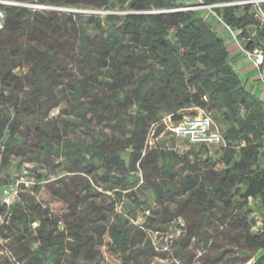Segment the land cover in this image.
I'll use <instances>...</instances> for the list:
<instances>
[{
    "label": "trees",
    "instance_id": "trees-1",
    "mask_svg": "<svg viewBox=\"0 0 264 264\" xmlns=\"http://www.w3.org/2000/svg\"><path fill=\"white\" fill-rule=\"evenodd\" d=\"M200 2L214 6L244 46L264 43L252 0ZM191 6L189 0H0V166L9 170L27 159L36 189L48 179L44 165L62 159L56 180L62 187L49 196L66 209L70 228L66 235L49 208L18 191L2 206L0 233L25 264H64L63 255L67 264L89 261L97 241L87 222L106 209L97 199L108 192L132 197L138 189L152 192L162 208L145 209L164 222L187 219L189 238L203 224L232 225L246 262L264 250V102L248 89L216 23ZM199 110L215 126V114L226 123L220 145L191 142L199 150L219 147L217 161L149 145L165 118L178 124ZM67 126L98 129L88 142L70 136ZM9 185L0 179V192ZM141 231L121 215L110 227L112 240L99 244L120 264H138L150 243L138 237Z\"/></svg>",
    "mask_w": 264,
    "mask_h": 264
},
{
    "label": "rangeland",
    "instance_id": "rangeland-1",
    "mask_svg": "<svg viewBox=\"0 0 264 264\" xmlns=\"http://www.w3.org/2000/svg\"><path fill=\"white\" fill-rule=\"evenodd\" d=\"M189 1L192 3V6L200 5L198 10H200L203 16L216 23L225 40H234L230 32L224 30L225 27L221 26L222 24L212 8L209 6H202L200 0ZM257 8L258 5L255 3L254 9ZM72 10L73 12L86 14L98 13L105 15L109 13L106 10L77 8H72ZM249 77L251 92L264 102V89L258 87L256 82L257 72H250ZM242 78L245 79L244 77ZM59 111L60 109H55L51 115L57 116ZM202 117L200 112H198L197 115L188 116L186 119L187 123L185 124L187 128L193 127L191 128V133H185L184 130L174 131L172 128L174 123L169 118L166 119L164 121L166 127L158 137L155 135V129L150 134L149 145L153 146L160 143L162 146L177 150L181 154L192 150L197 153L199 152L198 154L202 160L211 158L212 162L217 161L221 153L219 147L211 148L210 150H199L191 144V142H195L194 130L200 129L201 126L191 124L190 121ZM215 120L217 126L212 125L209 133H220V131L226 128V123L217 114H215ZM63 129H65V127H63ZM97 129L98 128L92 131L84 128L67 126L65 131L75 139L89 142L92 139V134L94 132L96 133ZM61 161L62 159H57L55 165H44V171L48 175V177H46L48 179L43 181L41 187L36 189L33 188V184H35L33 181L35 180L34 177L36 173L27 170V168L33 167L27 159L16 160L14 166L9 170L0 166V179L10 184L6 189L0 192V211L4 203L9 205L17 199L18 191L25 192L35 197L44 207L49 208L52 218L59 221L58 226L60 230H65V234L69 235L70 228L68 218L66 217V209L61 208L60 203L51 199L49 196V189H59L62 187V183L56 181L62 175V171L58 165ZM23 183H25V188L22 187ZM50 184L51 186H49ZM82 185L83 184H81L80 187H82ZM103 199L106 202V209L103 210L104 213L99 215L96 221L87 222V229L90 234L94 236L97 243L90 252L89 261L85 263L82 262L81 264H120V260L116 253L111 248L107 247V245H101L99 243L101 241L109 242L112 240L110 236V227L119 220L121 215L126 218L127 225L134 224L141 228L142 231L138 237L144 238V242H146L147 239L150 240L147 249L140 256L138 264H254L258 259L264 257V250H262L258 252L253 259L246 262L245 256L241 251V246L238 243L240 230L232 225L226 226L220 225L219 223H211L209 225L203 224L201 229L195 232L194 237L189 238L186 231L187 225L189 224L187 219L178 217L169 222H164L163 219L158 218L145 209L146 204H150L154 210L162 208L161 205L154 201L153 194L149 190L138 189L135 196H125L123 198H120L112 192H108V195L100 196L96 202L99 203ZM139 201H142L143 204L139 205ZM131 203L134 204V208L128 211V209H126V204ZM250 203L251 206L257 208V204L254 200H250ZM4 219V216L0 217L1 223H3ZM104 229L105 233H102ZM138 231L139 230H135V232ZM8 233H10V231H8ZM207 239H209L208 245L206 244ZM11 242L10 239L5 238L4 235L0 233V264H25L26 260H21L23 256L13 250ZM63 259L64 264H67L65 255H63Z\"/></svg>",
    "mask_w": 264,
    "mask_h": 264
},
{
    "label": "built area",
    "instance_id": "built-area-1",
    "mask_svg": "<svg viewBox=\"0 0 264 264\" xmlns=\"http://www.w3.org/2000/svg\"><path fill=\"white\" fill-rule=\"evenodd\" d=\"M3 2V1H2ZM252 2L256 3L258 5V8L256 9V17L257 19L264 25V10L262 8V3H264V0H252ZM33 7L35 8H39V9H56L59 11H73L72 8H55V7H49V6H42V5H33ZM210 8L214 7L212 5H209ZM188 9V8H186ZM5 17V14L3 11L0 10V30L3 28V19ZM226 28L229 30L230 34L232 35V37L234 38V40H236V42L239 45L240 48V52L243 54V56L246 58V60H248L254 67V70L257 72V86L258 87H262L264 89V43L263 44H258L254 45V46H244L241 41L238 38V34L239 31L237 30H233L230 27ZM250 81V80H249ZM249 81H245V84L247 85L248 89L250 90V85L251 83ZM256 90V88H255ZM199 112L202 114V118H197L193 121H190L191 124H197L200 125V129H195L194 130V134H195V142L194 143H206L208 145H220L223 142L222 136L220 133H214L211 132L209 133L212 125H214V121L213 119L210 117V115H208L207 113H205L203 110H199ZM170 119V117H167L164 119V121L166 119ZM188 118L185 117V119L176 124L174 123V125L172 126L174 131H180V130H184L185 133H191L193 127H189L187 128V125L185 123H187L186 119ZM189 122V121H188ZM10 201V199H9ZM258 225L256 226V228L258 229V226H260L262 224V219H258Z\"/></svg>",
    "mask_w": 264,
    "mask_h": 264
},
{
    "label": "crops",
    "instance_id": "crops-1",
    "mask_svg": "<svg viewBox=\"0 0 264 264\" xmlns=\"http://www.w3.org/2000/svg\"><path fill=\"white\" fill-rule=\"evenodd\" d=\"M221 24H222L221 26L225 27L224 30H226V26L223 23ZM226 42L229 47L232 62L234 63L235 67L238 69L241 77H244L245 81H249L250 72L255 71L253 65L248 60H246V58L240 52V48L236 40L231 39V40H226Z\"/></svg>",
    "mask_w": 264,
    "mask_h": 264
},
{
    "label": "water",
    "instance_id": "water-1",
    "mask_svg": "<svg viewBox=\"0 0 264 264\" xmlns=\"http://www.w3.org/2000/svg\"><path fill=\"white\" fill-rule=\"evenodd\" d=\"M202 6H209V5H205V4H201ZM200 7V5L198 6H191V7H188V9H198Z\"/></svg>",
    "mask_w": 264,
    "mask_h": 264
}]
</instances>
